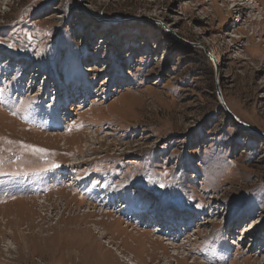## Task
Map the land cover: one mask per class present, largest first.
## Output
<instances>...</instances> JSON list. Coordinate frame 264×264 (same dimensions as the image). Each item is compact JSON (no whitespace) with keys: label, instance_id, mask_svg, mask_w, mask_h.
I'll list each match as a JSON object with an SVG mask.
<instances>
[{"label":"rangeland","instance_id":"1","mask_svg":"<svg viewBox=\"0 0 264 264\" xmlns=\"http://www.w3.org/2000/svg\"><path fill=\"white\" fill-rule=\"evenodd\" d=\"M193 262L264 264V0H0V264Z\"/></svg>","mask_w":264,"mask_h":264},{"label":"water","instance_id":"2","mask_svg":"<svg viewBox=\"0 0 264 264\" xmlns=\"http://www.w3.org/2000/svg\"><path fill=\"white\" fill-rule=\"evenodd\" d=\"M218 94H219V96H220V98H221V100H222V94L220 93V91H218ZM223 104L225 105V103H224V101H223ZM227 112L239 123V124H244V123H242V122H240L239 121V119L230 111V110H228V108H227Z\"/></svg>","mask_w":264,"mask_h":264},{"label":"bare ground","instance_id":"3","mask_svg":"<svg viewBox=\"0 0 264 264\" xmlns=\"http://www.w3.org/2000/svg\"><path fill=\"white\" fill-rule=\"evenodd\" d=\"M261 134H263V133H261ZM257 221H258V220H257ZM257 221H256V222H257ZM246 229H247V228H246ZM247 230H248V229H247ZM193 264H198V263H197V262H195V263L193 262Z\"/></svg>","mask_w":264,"mask_h":264}]
</instances>
